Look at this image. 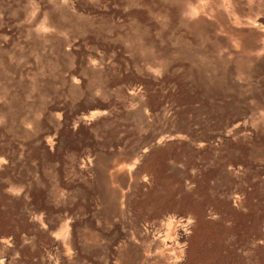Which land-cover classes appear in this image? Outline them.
I'll use <instances>...</instances> for the list:
<instances>
[{
  "label": "rangeland",
  "instance_id": "rangeland-1",
  "mask_svg": "<svg viewBox=\"0 0 264 264\" xmlns=\"http://www.w3.org/2000/svg\"><path fill=\"white\" fill-rule=\"evenodd\" d=\"M199 4L0 0V264H142L176 202L226 222L151 264H264V53Z\"/></svg>",
  "mask_w": 264,
  "mask_h": 264
},
{
  "label": "crops",
  "instance_id": "crops-1",
  "mask_svg": "<svg viewBox=\"0 0 264 264\" xmlns=\"http://www.w3.org/2000/svg\"><path fill=\"white\" fill-rule=\"evenodd\" d=\"M198 13L205 16H224L228 25L224 32L235 42L240 40L241 31L252 32L256 37L258 51L264 53V0H200ZM177 203L179 202L147 206L139 211L133 210L129 205L124 206L127 210L124 217L131 223H140L143 226L139 235L133 233L136 234L138 247L146 255L142 264L156 263L160 257L170 260L174 258V254H180L184 244L177 245L176 239H167L172 233H183L190 229L196 232L200 225L226 222V214L222 215L216 206L208 205L195 211L186 203ZM168 245L174 248V254L167 251Z\"/></svg>",
  "mask_w": 264,
  "mask_h": 264
}]
</instances>
